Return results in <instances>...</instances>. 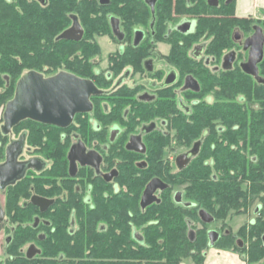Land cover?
<instances>
[{
    "label": "flooded vegetation",
    "instance_id": "1",
    "mask_svg": "<svg viewBox=\"0 0 264 264\" xmlns=\"http://www.w3.org/2000/svg\"><path fill=\"white\" fill-rule=\"evenodd\" d=\"M24 1L43 9L49 2ZM236 1L108 0L104 5L100 0H66L56 20L61 32L55 41L71 44L70 58L84 65H77L74 71L29 72L44 79L68 73L90 81L96 93L89 98V110L76 113L65 128L25 119L3 134V111L8 102L2 108L0 165L6 160L9 144L20 138L23 147L17 161L40 164L38 168L29 166L15 184L0 189L5 206L4 191L23 181L20 204L35 207L40 214L33 217L31 224L39 229L36 240L21 249L26 259L31 246L37 250L32 259L40 254L39 243L46 240L52 222L58 239L65 234L76 238L81 226L90 234L95 214L94 228L102 234L107 229L108 205L113 196L121 198L130 223L137 208L145 213L165 202L184 213L188 237L195 238L200 231L206 236L208 248L221 250L216 245L233 237L229 231L219 234L205 228L224 215L228 217V210L216 217L200 208L197 230L188 219L194 205L185 197V190L174 192V188L193 165L205 172L232 173L233 163L223 155L239 154L247 164L257 158L249 138L237 141V115L240 108L246 118L251 116L252 110L260 107V102L253 103L254 90L264 93V9L254 15L238 16ZM75 22L82 30L81 39H60ZM257 30L263 40L262 61L257 65L263 82L244 69L253 52L250 39ZM183 177L182 181L189 185ZM153 180L164 186L153 194L159 201L142 209L143 193ZM177 193L180 202H175ZM245 197L246 201L240 198L236 208L247 212L255 199L247 194ZM34 198L48 202L43 211L34 205ZM99 206L105 208L99 211ZM220 207L216 204L215 210L218 212ZM260 209L258 204L254 209L257 217L250 220L249 226L258 218ZM200 210L211 215L213 221L203 222L198 216ZM2 211L0 225L6 230L11 227L3 208ZM131 230L132 237L140 241V231L132 226ZM10 231L13 233L14 228ZM211 231L217 234L213 244L208 235ZM11 233L4 235L0 264L6 260L4 247L12 242ZM207 249L202 251V258Z\"/></svg>",
    "mask_w": 264,
    "mask_h": 264
},
{
    "label": "trees",
    "instance_id": "2",
    "mask_svg": "<svg viewBox=\"0 0 264 264\" xmlns=\"http://www.w3.org/2000/svg\"><path fill=\"white\" fill-rule=\"evenodd\" d=\"M48 1L43 9L38 4L24 0H18L17 3L0 0V106H4L12 99L16 83L25 72L74 71L77 65L79 67L84 65L79 59L73 61L70 58L71 44L66 41H55L61 32L56 20L59 11L65 7L66 0ZM261 72L264 74V64L261 66ZM262 92L256 89L253 92V103L260 102V107L252 110L251 116L246 118L245 112L240 108L237 115L240 120L237 141L249 138L252 151L257 157L256 161L247 164L239 154L234 157L223 155V159L232 161L234 170L232 173L205 172L197 165H193L183 174L184 177L182 176L189 184L185 189V197L194 205V208L189 210L190 223L198 221L197 211L200 208L217 217L224 215L230 207H238L240 198L246 201V194L257 199L261 206L259 216L248 231H241L240 236L249 239L245 253L248 261L260 264H264ZM243 183L249 184L245 192L241 190ZM4 194L6 218L14 231L11 233V228H6V232L12 235V242L4 247L6 260L3 264H180L188 258L195 264L196 262L203 264L201 253L207 243L206 236L198 231L194 239L188 237L185 216L180 208L165 202L145 213L137 208L133 211L130 223L127 209L122 208L119 196L111 197L107 229L102 234L94 228L97 223L95 214L90 234L87 235L86 228L81 226L76 232V238L65 234L63 239H58L54 231L55 222H52L46 240L39 243L40 254L28 260L21 249L27 243L36 240L39 229H34L31 224L33 217L40 214L37 208L22 207L20 204L24 196L23 181L7 188ZM216 204H221L218 212L215 210ZM99 207V211L105 208ZM122 215L124 221L121 222ZM131 226L140 231V241L132 237ZM1 228H4L3 225H0ZM233 243V239L230 238L224 240V243H218L216 247L227 248L233 246Z\"/></svg>",
    "mask_w": 264,
    "mask_h": 264
},
{
    "label": "water",
    "instance_id": "3",
    "mask_svg": "<svg viewBox=\"0 0 264 264\" xmlns=\"http://www.w3.org/2000/svg\"><path fill=\"white\" fill-rule=\"evenodd\" d=\"M102 4L107 5L108 0H100ZM113 31L117 34L116 26H113ZM82 36V30L75 22L73 27L63 32L60 39L79 41ZM253 52L244 69L248 74L255 77L259 82H263L258 77L257 65L262 61V36L257 30L255 35L250 39ZM96 93L94 85L84 79L77 78L68 73H60L51 78H42L36 72H29L22 76L18 81L14 96L9 101L3 111V126L1 132L7 134L11 128L19 122L30 119L35 122L52 125L61 128L69 126L74 115L83 111H88L90 108L89 98ZM23 147V139L11 142L6 149V160L0 165V189L15 184L20 180L26 169L35 165L39 167V161L31 163H21L17 161V156L20 154ZM196 151L191 154L194 155ZM181 161H188V158H181ZM158 187H164L159 180H153L145 189L142 199L141 208L145 209L148 205L159 200L153 196ZM181 196L179 193L175 195V202H180ZM34 205L38 206L43 211L48 205L47 201L39 198L33 199ZM199 218L205 222L213 221L211 215L200 210ZM4 213L0 208V223L3 221ZM210 244L216 240L217 234L214 231L209 232ZM9 239L6 241L8 242ZM37 254L34 246L28 248L26 257L32 259Z\"/></svg>",
    "mask_w": 264,
    "mask_h": 264
},
{
    "label": "rangeland",
    "instance_id": "4",
    "mask_svg": "<svg viewBox=\"0 0 264 264\" xmlns=\"http://www.w3.org/2000/svg\"><path fill=\"white\" fill-rule=\"evenodd\" d=\"M102 41L107 43V39H103ZM2 108H3V106H0V124H1V118H2V110H3ZM180 180L181 181H179V183L177 181L175 188H174V192H182L183 190H185V188L188 187V185L185 184L184 181H182V177ZM248 185H249L248 183H243L241 190L244 192L247 191ZM257 205H258V201L254 200L253 204L250 205L251 210H248L247 212L244 211V209H241L240 207L238 209L236 208V210L228 208V211L226 212L228 214V217L224 218L225 217V215H224V217L221 218V220L215 221L214 223L205 226L207 231L208 230H215L219 234L223 233L224 231H229L230 235L233 236L232 237V239L234 241L233 246H229L227 248H222V249L220 248V249L226 250V251L229 250V251L237 252L241 256V258L243 257L245 259V264H260L258 262L248 261V259H247L248 256L245 253H246V246H248L249 239H248V237L242 238L240 236L242 230L248 231L250 229V226H249L250 220L255 219L257 217L254 213V209L256 208ZM0 208L5 209V206L2 205V206H0ZM192 220H194V219H192ZM192 223H195L197 230H199L200 225L197 223V220L196 221L194 220ZM2 230L3 231H0V232H2L3 235H6L7 232H6L5 228ZM220 243H224V241H222ZM25 246H23L22 249H26ZM208 247H209V245L206 243V246L203 249L205 250ZM243 248H245V249L243 250ZM188 259H190V258H188ZM190 260L193 262L192 259H190ZM193 264H195V263L193 262ZM196 264H198V262H196Z\"/></svg>",
    "mask_w": 264,
    "mask_h": 264
},
{
    "label": "crops",
    "instance_id": "5",
    "mask_svg": "<svg viewBox=\"0 0 264 264\" xmlns=\"http://www.w3.org/2000/svg\"><path fill=\"white\" fill-rule=\"evenodd\" d=\"M259 9H264V0H237L235 13L238 16L254 15ZM4 198L0 194V205H3ZM4 235L0 232V261L3 259ZM180 264H193L190 259H185ZM203 264H245V259L233 251L208 248L203 257Z\"/></svg>",
    "mask_w": 264,
    "mask_h": 264
}]
</instances>
